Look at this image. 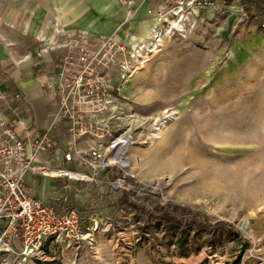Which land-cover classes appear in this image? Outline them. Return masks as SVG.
I'll list each match as a JSON object with an SVG mask.
<instances>
[{
  "label": "rangeland",
  "instance_id": "rangeland-1",
  "mask_svg": "<svg viewBox=\"0 0 264 264\" xmlns=\"http://www.w3.org/2000/svg\"><path fill=\"white\" fill-rule=\"evenodd\" d=\"M116 1L100 0L98 24H119L85 33L98 39V73L117 108L98 120L133 121L125 175L136 185L113 192L111 172L100 174L98 208H88L98 221L80 214L92 251L53 244L39 264H264V30L241 0H173L140 16L148 0ZM103 121L106 139L114 123ZM154 206L225 229L171 233L156 226Z\"/></svg>",
  "mask_w": 264,
  "mask_h": 264
},
{
  "label": "built area",
  "instance_id": "built-area-1",
  "mask_svg": "<svg viewBox=\"0 0 264 264\" xmlns=\"http://www.w3.org/2000/svg\"><path fill=\"white\" fill-rule=\"evenodd\" d=\"M216 1L227 2L192 0L191 4L209 7ZM259 1L264 6V0ZM250 14L256 16L254 7ZM259 19V27L264 30V10ZM60 46L67 53L57 60L55 76L43 81L54 108L50 124L29 132L20 121L9 125L0 123L3 127L0 132V264H39L45 258L44 250L53 244L66 243L75 252L83 246L92 251L94 246V229L84 230L86 220L75 208L64 204L69 185H65L64 195L40 199L34 194L38 184L28 185L27 176L66 179L75 185H98L100 174L116 171L120 175L107 182L109 190H134L125 175L130 166L126 153L134 138L133 121L124 112L98 120V115L117 112L112 92L98 73V39L80 32L67 37ZM12 99L19 100L20 95L12 98L0 91L4 112L10 110ZM105 119L107 123H114L106 139L101 129ZM16 123L23 124L22 135L13 131ZM59 151L63 164H74L77 168H54L38 160L56 159Z\"/></svg>",
  "mask_w": 264,
  "mask_h": 264
},
{
  "label": "crops",
  "instance_id": "crops-1",
  "mask_svg": "<svg viewBox=\"0 0 264 264\" xmlns=\"http://www.w3.org/2000/svg\"><path fill=\"white\" fill-rule=\"evenodd\" d=\"M171 1L173 0L143 1L139 16L144 15L148 7L150 11ZM99 2L100 0H0V91L12 98L16 94L20 95L19 100L10 101V110H16V114L10 110L4 112L0 106V123L9 125L20 121L29 132L42 130L50 124L54 108L47 98L43 81L56 74V62L65 53L60 46L63 44L61 42H65L71 33L87 31L98 35V32L113 29L119 24L118 12L116 20L113 16L104 20L105 29L98 24L102 21L100 14L103 9ZM110 4L111 14L115 5ZM147 30L143 29V32L147 33ZM23 128L21 123L12 127L19 135L23 134ZM2 131L3 127L0 125V132ZM56 157L50 160V166L69 170L77 168L74 164H63L61 151L57 152ZM26 182L28 185L33 182L38 184L34 194L40 199L64 195V187L69 185L67 187L70 192L67 193L64 204L75 208L89 221L98 219V215L88 211L93 205L96 210L98 208V198L91 199L92 193L98 192L97 184L75 185L66 179L33 175L27 176Z\"/></svg>",
  "mask_w": 264,
  "mask_h": 264
},
{
  "label": "trees",
  "instance_id": "trees-1",
  "mask_svg": "<svg viewBox=\"0 0 264 264\" xmlns=\"http://www.w3.org/2000/svg\"><path fill=\"white\" fill-rule=\"evenodd\" d=\"M242 5H243V11L251 15V17H255L254 21L259 25L260 24L259 15H261L264 10V6L261 4V2L259 0H242ZM252 7H254L256 11V16L250 14V10ZM110 174H111L110 178L112 180L118 177L113 173ZM126 180L130 181L132 185L134 186L136 185L135 180L132 179L131 177H126ZM152 211L156 212L159 217V218H155L157 219L156 226L159 228L163 226V228H166L167 231L171 233L184 231L186 235H189V233L192 231H205L207 230V228L209 230L220 229V228L225 229L223 223H216L214 226H210L209 224L202 222L199 219L198 214L190 213L187 210H184L183 213L179 215L181 220L175 218L171 214L170 210L166 207L154 206ZM225 231L228 232L229 234L232 233V230L230 229H226ZM235 264H239V263L237 262Z\"/></svg>",
  "mask_w": 264,
  "mask_h": 264
},
{
  "label": "bare ground",
  "instance_id": "bare-ground-1",
  "mask_svg": "<svg viewBox=\"0 0 264 264\" xmlns=\"http://www.w3.org/2000/svg\"><path fill=\"white\" fill-rule=\"evenodd\" d=\"M167 20V19H166ZM156 27H158V26H153L151 29H150V32H152L153 34H157V37H158V31H157V29H156ZM179 27V26H178ZM149 39V38H148ZM152 42V41H151ZM150 42V43H151ZM156 44V42L155 43H153L152 45L154 46ZM156 46V45H155ZM149 47V46H148ZM152 49H153V47H151ZM138 52H140V51H138ZM146 52V51H145ZM139 54V53H138ZM141 56V55H140ZM139 57V56H138ZM122 154H123V152H122Z\"/></svg>",
  "mask_w": 264,
  "mask_h": 264
}]
</instances>
